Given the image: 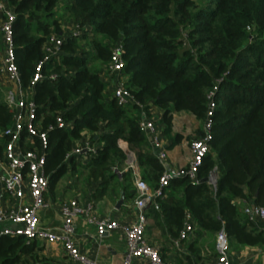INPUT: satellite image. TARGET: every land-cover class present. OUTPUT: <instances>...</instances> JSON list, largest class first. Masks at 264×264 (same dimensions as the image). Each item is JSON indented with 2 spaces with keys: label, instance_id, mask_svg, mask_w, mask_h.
Wrapping results in <instances>:
<instances>
[{
  "label": "trees",
  "instance_id": "trees-1",
  "mask_svg": "<svg viewBox=\"0 0 264 264\" xmlns=\"http://www.w3.org/2000/svg\"><path fill=\"white\" fill-rule=\"evenodd\" d=\"M16 61L24 88H30L41 126L48 129L45 172L49 188L75 167L68 154L90 134L97 150L81 163L88 196L114 199L121 190L133 198L135 172L127 165L136 155L141 176L158 185L164 165L153 151L139 120L162 109V134L170 135L174 114H193L204 123L209 94L212 115L210 150L194 182L171 179L147 215L162 214L175 234L187 212L210 231L225 228L230 247L264 246V229L246 217L236 199L264 205V0H8ZM66 21L79 30H67ZM62 36L61 51L43 64L44 76L31 86L46 55L51 35ZM123 43V72L134 96L119 104L101 76L112 46ZM57 74L55 78L50 73ZM215 86L217 87L215 89ZM0 85V127H10L14 111ZM61 114L65 127L49 129ZM203 133V129H202ZM202 133L198 134L201 135ZM180 135L175 137L179 140ZM131 155V156H132ZM216 168V188L204 177ZM150 212V213H149ZM43 248L24 235L0 234V264H60L40 254Z\"/></svg>",
  "mask_w": 264,
  "mask_h": 264
},
{
  "label": "built area",
  "instance_id": "built-area-1",
  "mask_svg": "<svg viewBox=\"0 0 264 264\" xmlns=\"http://www.w3.org/2000/svg\"><path fill=\"white\" fill-rule=\"evenodd\" d=\"M0 14V28L5 43L4 54L0 56V79L22 85L15 51L13 23L16 13L8 0H0ZM72 32L77 34L79 30L73 28ZM62 38L60 35L53 34L46 41V55L37 65L31 86L44 76L43 64L61 51ZM123 48L121 41L112 46L110 58L105 63L104 69L111 83L112 93L118 103L128 105L135 99L125 84L127 78L123 72ZM56 76V73H50L51 78ZM31 94L30 88L21 87L18 93L12 89L7 90V99L9 106L14 111L15 120L10 127L5 129L0 127V179L4 184V191L9 197L16 199L17 203L7 208L0 207V222L9 223L0 228V234L24 235L27 241L35 240L41 244L59 243L74 264H105L83 253L74 243L75 219L84 214L88 222L96 227L99 234L115 229H121L124 232L126 252L121 264H132L133 259L140 257L146 258L149 264H176L173 260L163 256L159 246L147 240L148 217L145 207L153 202L155 207L159 208L156 197L164 196V188L174 177L185 175L194 182L199 181L198 171L205 155L210 150V140L212 139V115L216 108L214 92L211 91L209 94L208 113L203 123V133L191 138L192 157L185 166L172 168L166 165L167 153L161 123L154 116L148 114H144L140 118V129L145 133L152 149L157 150V156L164 165V170L156 187L150 186L140 173H137L135 177L137 188L135 205L138 208V213L134 220L123 221L111 216H100L96 212L94 199L78 195L61 203L62 223L58 230L42 225L39 219V211L48 205L45 198L49 189V178L45 172L48 129L41 126L37 115V105ZM66 125L67 122L59 114L56 121L49 125V129ZM96 150L97 146L88 133L77 140L68 156L83 153L89 155ZM210 177L209 182L216 188L218 178L216 168L210 173ZM243 211L250 220L256 222L264 220V205L262 204L246 202ZM193 229L192 215L187 213L179 238H187ZM216 246L218 254L213 264H232L230 241L224 227L217 232Z\"/></svg>",
  "mask_w": 264,
  "mask_h": 264
},
{
  "label": "crops",
  "instance_id": "crops-1",
  "mask_svg": "<svg viewBox=\"0 0 264 264\" xmlns=\"http://www.w3.org/2000/svg\"><path fill=\"white\" fill-rule=\"evenodd\" d=\"M64 25L67 30L73 28V24L70 21H66ZM4 51L5 43L0 28V56L4 54ZM105 72V69L104 72L102 70L101 76L108 81L109 79ZM0 83L4 84L7 90L12 89L15 93H18L20 88L23 87V85H19L6 79H4V81L0 79ZM107 93L113 95L112 89L109 88ZM150 111V115L154 116L160 122L162 109L154 107ZM163 128L164 124L161 123L162 131ZM202 129L203 123L193 114L185 111H180L174 114L173 129L170 135L162 134L167 153L165 159L167 166L176 168L185 166L189 163L192 157V150L190 147L191 138L202 133ZM179 135V140H175V137ZM145 149L157 154V150L152 149V147H145ZM130 159L132 160V157L128 156L126 163L134 168L135 177L137 173H140L141 175L138 163L133 165L131 164L132 161H130ZM87 160L88 154L83 153L78 155L75 167L69 162L68 171L57 182L54 189H48L45 194L48 205L39 211V219L42 225L53 230L60 229L62 223L61 203L66 199L78 195L90 198L88 195L93 190L94 183L90 184L86 182L84 177L86 170L81 167V163L86 162ZM77 173L81 175L80 180L78 179ZM135 192L137 194V188L135 189ZM136 194L133 198H130L125 194L124 190H121L119 194H115L114 199L108 196L94 199L96 212L100 216H111L123 221L134 220L138 213V208L135 205ZM236 200L238 203L242 204V208L247 202L240 198ZM16 203L17 200L9 197L4 191V184L0 179V207L7 208L16 205ZM146 208L147 207H145V212ZM147 217L148 224L146 227V238L150 243L156 244L160 247V250L166 259L173 260L176 264H213L215 262L218 254L216 246V236L218 231H210L194 223V229L189 236L180 239V231L177 234L171 231L162 214L150 213ZM75 222L76 230L73 235V240L75 245L83 253L105 264L122 263L126 252V238L121 229H115L99 234L96 227L88 222L87 217L84 214L77 216ZM7 224L9 223L0 222V228ZM257 225L264 229V220L257 221ZM51 248L60 249L62 248V245L55 243ZM43 254L51 258H58L57 252L54 254L43 252ZM230 257L232 264H264V246L232 245L230 247ZM60 262L66 264L64 261ZM132 264H149V262L146 258L140 257L133 259Z\"/></svg>",
  "mask_w": 264,
  "mask_h": 264
},
{
  "label": "rangeland",
  "instance_id": "rangeland-1",
  "mask_svg": "<svg viewBox=\"0 0 264 264\" xmlns=\"http://www.w3.org/2000/svg\"><path fill=\"white\" fill-rule=\"evenodd\" d=\"M200 1V0H199ZM73 27V26H72ZM72 29L73 28H70L69 30L70 31H72ZM92 67L93 68H99L101 71L103 70V72H104V66H100V65H98V64H92ZM105 74L107 75V73L105 72ZM2 81H4L3 79H2ZM0 85H2V86H5L4 84H2V83H0ZM5 93H6V98H7V91H5ZM132 155V154H131ZM128 155V156H130V157H132V160L130 159V161H132V163L131 164H133V165H136L137 164V158H136V155ZM76 174V173H75ZM77 175H78V179L80 180L81 179V175H79V173H77ZM78 184H79V181H78ZM240 204V203H239ZM241 206H242V204H241ZM36 244L37 245H39L40 247H42L43 249L42 250H40V254H42V255H45V254H43V252L45 253H47V254H50V253H55V252H57L58 254H57V259H55L58 263H60V264H62L60 261H64V263H66V264H73L72 262H70V259H69V257L67 256V254H66V252L63 250V248H51L54 244H41V242H38V241H36ZM50 247V248H49ZM62 249V250H61ZM66 261V262H65Z\"/></svg>",
  "mask_w": 264,
  "mask_h": 264
},
{
  "label": "water",
  "instance_id": "water-1",
  "mask_svg": "<svg viewBox=\"0 0 264 264\" xmlns=\"http://www.w3.org/2000/svg\"><path fill=\"white\" fill-rule=\"evenodd\" d=\"M217 174H218V172H217ZM210 179H211L210 176H208V177H204V178H203V180H208V181H210ZM120 202H122V201H120Z\"/></svg>",
  "mask_w": 264,
  "mask_h": 264
}]
</instances>
